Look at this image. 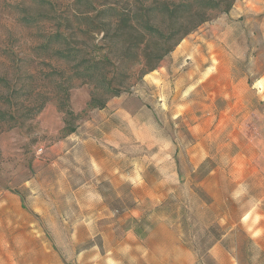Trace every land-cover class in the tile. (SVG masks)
Returning <instances> with one entry per match:
<instances>
[{
    "label": "rangeland",
    "instance_id": "1",
    "mask_svg": "<svg viewBox=\"0 0 264 264\" xmlns=\"http://www.w3.org/2000/svg\"><path fill=\"white\" fill-rule=\"evenodd\" d=\"M25 8L40 11L0 0V110L50 100L24 124L0 121V264H264V0L211 12L155 70L126 69L102 110L88 108L92 85L39 48L53 24H20ZM100 22L73 45L116 60L114 42L136 43ZM53 69L72 85L63 108Z\"/></svg>",
    "mask_w": 264,
    "mask_h": 264
},
{
    "label": "trees",
    "instance_id": "2",
    "mask_svg": "<svg viewBox=\"0 0 264 264\" xmlns=\"http://www.w3.org/2000/svg\"><path fill=\"white\" fill-rule=\"evenodd\" d=\"M143 3L137 10L106 7L97 12L94 0H73L75 6L85 4L88 10H74L72 14H66L51 0H30V6L34 5L40 11L32 13L29 8H25L18 21L26 28L53 24L54 33L44 34L39 48L44 47L51 60L71 66L74 79L92 85L93 95L88 108L102 110L106 108L109 99L120 96L126 89L123 80L130 77L126 69H132L143 61L147 72L155 70L185 37L209 20L211 12H228L233 0H146ZM152 17L161 18L164 26L155 24ZM100 21L118 26L116 29L120 38H133L136 43L125 48L122 53L120 46L124 45L120 40L114 42L112 49L116 53L113 57L116 60L109 55L97 57L73 45L75 43L72 41L77 36L89 38L96 31L100 32ZM119 53L121 55L117 56ZM60 73L53 69L50 76H54L52 79L59 95L56 97L61 98L60 106L63 108L72 85H59L55 75ZM1 81L5 82L6 79L1 78ZM45 97L38 107L30 108L24 114L16 115L17 112L13 114L9 110H0V121L10 123L12 127L24 124L44 109L50 100L49 96ZM72 115V112H68V116ZM73 132V129L69 130V134Z\"/></svg>",
    "mask_w": 264,
    "mask_h": 264
}]
</instances>
